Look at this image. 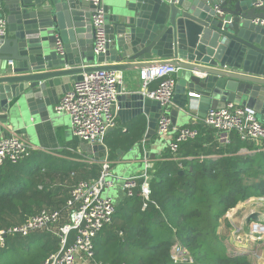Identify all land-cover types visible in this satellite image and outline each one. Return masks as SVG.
Here are the masks:
<instances>
[{
  "label": "water",
  "instance_id": "obj_1",
  "mask_svg": "<svg viewBox=\"0 0 264 264\" xmlns=\"http://www.w3.org/2000/svg\"><path fill=\"white\" fill-rule=\"evenodd\" d=\"M100 4L106 15L107 46L104 54L95 55L93 46L82 42L89 39L93 44L90 1L0 0V17L6 22L0 36V114L26 107L33 115L47 116L48 107L84 74L133 70L129 63L142 66L156 59L177 68L172 99L178 111L204 119L210 109L230 102L252 108L264 122V0ZM120 91L116 106L121 122L123 116L144 115L146 137L154 134L159 102L139 91ZM176 115L177 110L171 111L173 125ZM92 150L94 156L98 151L106 154L100 143L92 144ZM250 220H258L256 214Z\"/></svg>",
  "mask_w": 264,
  "mask_h": 264
},
{
  "label": "trees",
  "instance_id": "obj_2",
  "mask_svg": "<svg viewBox=\"0 0 264 264\" xmlns=\"http://www.w3.org/2000/svg\"><path fill=\"white\" fill-rule=\"evenodd\" d=\"M142 133L137 125L117 136L122 144L109 146L108 160L117 158V149L140 143ZM229 135V143L221 146L201 133L179 146L184 159L156 161L149 181L150 202L142 208L139 188L133 197L118 202L111 224L94 241L95 261L174 264L171 249L179 243L193 264H251L246 255L229 252L217 227L239 202L264 198V151L243 143L234 132ZM29 154L31 161L23 167L0 168V230L23 224L43 210H61L80 181L98 178L100 165L73 161L68 153ZM58 248L57 237L48 231L8 237L0 249V264H42Z\"/></svg>",
  "mask_w": 264,
  "mask_h": 264
},
{
  "label": "built area",
  "instance_id": "obj_3",
  "mask_svg": "<svg viewBox=\"0 0 264 264\" xmlns=\"http://www.w3.org/2000/svg\"><path fill=\"white\" fill-rule=\"evenodd\" d=\"M90 1L94 7L91 15V26L94 30L93 53L106 52L107 40L105 32V11L100 0ZM5 19L0 17V36L6 32ZM264 28V21H261ZM57 50L62 51V45L57 39ZM177 68L171 64H158L139 70L141 94L148 100L160 104L155 133L166 143L170 160L179 161L178 149L182 143L195 140L202 130L212 131L217 135V141L224 146L229 143V134L234 132L240 141L249 143L264 150V124L259 122L255 111L250 107L237 106L228 103L220 109H210L206 118H196L189 126L177 127L172 124L171 107L173 93L177 83ZM155 83V86H150ZM121 76L118 71L96 70L86 73L73 86L72 90L63 94L54 108L55 115L65 114L71 121V130L75 139L90 144L104 143L106 133L115 128L117 123V100L121 86ZM32 150L31 145L23 137L9 134L0 139V167L6 163L18 164ZM258 150V149H256ZM147 157L143 155V158ZM87 162L94 164L93 159ZM147 164L141 176L121 180V190L126 197L137 193L144 203L150 202L149 181L152 171ZM98 180L80 181L70 192L69 198L61 210H43L36 216L28 218L23 224L6 227L0 230V249L6 247L8 237L25 238L34 232L48 231L58 239V250L49 255L42 264H108L95 261L94 241L100 231L111 224L116 203L109 195L116 177L111 169V163L106 154L100 161ZM138 179H142L140 185ZM257 199V198H252ZM264 200V199H260ZM249 203V200L245 201ZM249 205V204H247ZM247 216V214H245ZM248 236L264 244V224L259 220H251L248 225ZM171 260L178 263V258L187 259L188 253L179 243L172 247ZM177 252V256L173 253ZM192 261V260H191Z\"/></svg>",
  "mask_w": 264,
  "mask_h": 264
},
{
  "label": "crops",
  "instance_id": "obj_4",
  "mask_svg": "<svg viewBox=\"0 0 264 264\" xmlns=\"http://www.w3.org/2000/svg\"><path fill=\"white\" fill-rule=\"evenodd\" d=\"M102 4L104 6L105 2L103 1ZM82 42L83 46L85 47L91 48L93 46L91 40L89 39H84ZM160 62L170 63V61H159L156 59H154L150 63L143 64L142 66L140 64L137 65L135 63H129L132 64L134 68L133 70H124L120 72L122 82L120 86V93L126 94L128 92L134 91L140 92L141 81H139L138 78L140 68L149 67L155 64L158 65L160 64ZM107 63L109 65L113 64L110 62ZM153 86H155V83H153L150 87L153 88ZM62 95H60L59 98ZM196 103L197 101L195 102V105ZM56 105L48 107L47 116L39 114L33 115L26 107H23L21 111L14 110L10 114H0V139H3V137L8 136L9 134H14L20 136L21 138L23 137L28 141V143L32 147V150H30L29 153L34 151L38 152V154L43 153L53 157H60V152H64L71 155L70 158L73 161L79 162L81 160L85 163L90 164L89 162H87V159L90 158L95 161L94 164H96V166L100 165V161L103 159L104 154L98 151L97 156H94L96 152L92 150V144L82 142L74 138L69 117L65 114H59V116L55 115L54 108ZM173 110H177L174 124L177 127L189 126L194 119L198 118L195 115H189L188 113L178 111V108L175 104H172L171 111ZM156 112L157 110L155 109L151 113V115L153 116V114H155ZM116 119L117 123L115 128L110 129L104 137L105 141L103 143V146L105 147L107 157L108 151L110 149L109 146L111 145L116 148L121 143V140H119L117 136L127 134L130 128L131 130H133L137 125L143 129V133L141 136L142 140L140 141V143L138 142L139 144L135 143L131 148L126 150L117 149L114 153L115 157L117 158L114 160H109V162L111 163L112 172L116 177L120 178V180L115 181L114 186L109 190V195H111L117 205L118 202H120V200L125 196L120 187V182L122 179L141 176L145 172V168H147V164H145L146 161L148 164H150L151 169H153L156 161L170 160V155L166 143L156 136L155 131L154 134L151 133L148 137H146L147 119L144 115H136L133 118H129V116H123V122H121L118 116ZM257 119L259 120V122L264 124V122L258 116ZM135 132L133 133L135 134ZM201 133L203 138L207 139V137L212 136L213 139L217 141V135L213 134L211 130L206 132L205 130H202ZM205 139L202 142H205V145L207 144V147H209V143ZM219 145L224 146L222 143H219ZM253 148L264 151L261 150L260 147L257 148L254 146ZM244 151L245 149H241L239 152L243 153ZM29 153L28 155H30ZM177 154L181 159H184L180 152H178ZM143 155H146L147 157L143 158ZM27 156L23 158V161L15 164V166L17 168H20L23 167V165L27 164L28 161H31V159L27 161ZM73 156L77 158L80 157V159L76 160V158H73ZM5 166L12 167L14 165L6 163L3 167L0 168H6ZM151 172L152 171H148V173L150 174ZM99 173L97 175L98 178L100 177ZM98 178L96 180H98ZM89 181L94 180L91 179ZM257 199H254V202ZM260 201L264 202V200Z\"/></svg>",
  "mask_w": 264,
  "mask_h": 264
},
{
  "label": "rangeland",
  "instance_id": "obj_5",
  "mask_svg": "<svg viewBox=\"0 0 264 264\" xmlns=\"http://www.w3.org/2000/svg\"><path fill=\"white\" fill-rule=\"evenodd\" d=\"M239 203L241 209L236 216L230 220L225 219L224 215L219 220L217 233L227 245V248L230 249L231 254H244L249 258L251 264H264V244L254 241L248 236V225L251 220L247 221L250 215L256 214L259 222L264 224V202L257 199L250 205H247L245 201ZM173 255L177 256V252L174 251ZM177 262L180 264H193L189 258H178Z\"/></svg>",
  "mask_w": 264,
  "mask_h": 264
},
{
  "label": "bare ground",
  "instance_id": "obj_6",
  "mask_svg": "<svg viewBox=\"0 0 264 264\" xmlns=\"http://www.w3.org/2000/svg\"><path fill=\"white\" fill-rule=\"evenodd\" d=\"M252 202H254V199H250L249 200V203H246V204H250V203H252ZM238 204H240V203H238ZM237 204V206L236 207H234V208H232L231 209V211H229L225 216V219H232L234 216H236L237 214H238V211H240V209H241V207H240V205H238ZM223 232H224V230H223ZM221 233V232H220ZM223 235V234H222ZM251 246V245H250Z\"/></svg>",
  "mask_w": 264,
  "mask_h": 264
}]
</instances>
